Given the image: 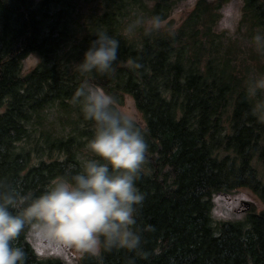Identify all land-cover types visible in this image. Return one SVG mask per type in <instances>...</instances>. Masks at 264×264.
<instances>
[{"label":"trees","instance_id":"trees-1","mask_svg":"<svg viewBox=\"0 0 264 264\" xmlns=\"http://www.w3.org/2000/svg\"><path fill=\"white\" fill-rule=\"evenodd\" d=\"M227 1L198 0L175 27L188 0H0V180L38 194L93 157V123L72 102L84 80L142 116L141 245L79 264H264V207L246 224L211 214L214 195L238 189L264 205V0L244 1L246 45L215 30ZM101 30L120 42L115 70L81 74ZM29 53L40 59L26 71ZM15 246L25 264H65L41 259L26 232Z\"/></svg>","mask_w":264,"mask_h":264},{"label":"clouds","instance_id":"clouds-1","mask_svg":"<svg viewBox=\"0 0 264 264\" xmlns=\"http://www.w3.org/2000/svg\"><path fill=\"white\" fill-rule=\"evenodd\" d=\"M235 15L228 4L221 29L231 28L226 21ZM94 35L76 70L110 75L120 42L106 31ZM72 102L83 119L93 123L94 134L86 145L93 157L84 159L79 170L67 169L51 179L38 194L0 180V264H25V251L15 246L22 232L49 242L51 250L45 255L100 257L113 249L134 251L141 245L137 212L145 194L137 181L148 143L137 111L87 80L77 87Z\"/></svg>","mask_w":264,"mask_h":264},{"label":"rangeland","instance_id":"rangeland-1","mask_svg":"<svg viewBox=\"0 0 264 264\" xmlns=\"http://www.w3.org/2000/svg\"><path fill=\"white\" fill-rule=\"evenodd\" d=\"M198 0H188L186 4L179 9L177 12L173 14L172 20L174 23V26L177 27L181 24L182 20L186 16L187 13H189L195 6L196 2ZM211 2H216L218 0H209ZM245 0H229L225 2L219 11L220 19L216 23L215 30L218 32H226L227 34L232 35L234 38H239L240 42L243 45H246L247 42L244 41L243 37H241L238 33L240 21L242 18V12H243V6H244ZM232 4L234 6V9L237 12V15H235L232 18H229L226 22H230L232 27L231 28H224L221 29L219 26V22L223 18V10L226 8L228 4ZM246 30V29H245ZM246 31H244L245 33ZM243 33V30L241 31V34ZM38 62V59L36 57H30L24 62V68L25 70H29L33 68ZM122 104H130L133 108L136 109L135 103L132 97L130 96H124ZM137 111V110H136ZM137 115L139 120L142 119V116L137 111ZM212 218L214 222H240L243 224H246L248 222V219L250 218V215L254 212H259L263 209L264 205L260 202L258 197L253 194L251 191L247 189H238L229 195H214L212 198ZM254 205V210H250L248 208L249 206ZM29 242L34 247L36 253L39 255V257L43 260L46 259H59L65 264H79L80 258H75L73 255H65V256H57L55 254L52 255H45L44 253L46 251L51 250L50 243L43 240L42 238L37 237L35 240L28 235Z\"/></svg>","mask_w":264,"mask_h":264}]
</instances>
